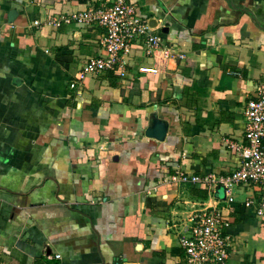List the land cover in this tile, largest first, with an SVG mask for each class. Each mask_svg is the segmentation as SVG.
Segmentation results:
<instances>
[{"label": "crops", "instance_id": "obj_1", "mask_svg": "<svg viewBox=\"0 0 264 264\" xmlns=\"http://www.w3.org/2000/svg\"><path fill=\"white\" fill-rule=\"evenodd\" d=\"M104 1L0 0V264H182L189 216L214 206L230 223L225 264H264L258 188L230 204L170 182L236 170L226 140L244 139L264 84V0H128L186 58L149 73L137 44L124 78L79 81L106 55L104 30L52 20Z\"/></svg>", "mask_w": 264, "mask_h": 264}, {"label": "built area", "instance_id": "obj_2", "mask_svg": "<svg viewBox=\"0 0 264 264\" xmlns=\"http://www.w3.org/2000/svg\"><path fill=\"white\" fill-rule=\"evenodd\" d=\"M57 27L61 24L76 22L86 26H99L104 32L101 45L104 57L90 58L79 72V81L89 75H99L107 71H119L127 75L129 54L134 45H143L147 55L154 61V67H142L143 71L155 73L170 60L184 59L183 53L164 44L161 34L156 33L148 22L136 13L135 5L128 0H106L98 7L91 8L72 16H60L52 20ZM38 25V22H35ZM257 99L248 101L245 108L246 129L244 139L226 140L227 147L238 156L240 162L236 170L228 175H195L184 172L170 177L172 184L201 186L210 193L222 188L226 200L235 202L239 187H256L261 193L256 214L264 218V84L259 87ZM255 200L245 203L247 208L254 207ZM189 228L180 237V246L185 251L182 264H225L230 255L231 238L224 231L230 226L218 207H206L194 211L189 216ZM60 258V255L56 256Z\"/></svg>", "mask_w": 264, "mask_h": 264}, {"label": "water", "instance_id": "obj_3", "mask_svg": "<svg viewBox=\"0 0 264 264\" xmlns=\"http://www.w3.org/2000/svg\"><path fill=\"white\" fill-rule=\"evenodd\" d=\"M16 15H17V12L15 10H13V11H11L9 13V20H10V22H13L14 21Z\"/></svg>", "mask_w": 264, "mask_h": 264}]
</instances>
